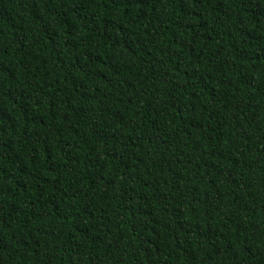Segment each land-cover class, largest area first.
Listing matches in <instances>:
<instances>
[{"label": "trees", "instance_id": "1", "mask_svg": "<svg viewBox=\"0 0 264 264\" xmlns=\"http://www.w3.org/2000/svg\"><path fill=\"white\" fill-rule=\"evenodd\" d=\"M0 264H264V0H0Z\"/></svg>", "mask_w": 264, "mask_h": 264}]
</instances>
